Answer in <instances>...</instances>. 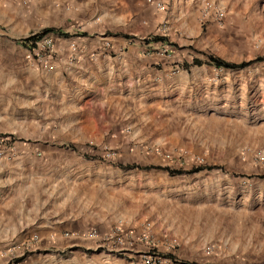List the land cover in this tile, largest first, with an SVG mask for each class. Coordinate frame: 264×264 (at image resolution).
I'll return each instance as SVG.
<instances>
[{
    "label": "rangeland",
    "instance_id": "obj_1",
    "mask_svg": "<svg viewBox=\"0 0 264 264\" xmlns=\"http://www.w3.org/2000/svg\"><path fill=\"white\" fill-rule=\"evenodd\" d=\"M216 2L187 38L137 32L116 0H0V264H264V61L192 65L264 57V0ZM48 27L73 36L20 44ZM131 46L151 68L124 112L58 96L63 65ZM160 151L185 173L143 169ZM68 166L98 209H22Z\"/></svg>",
    "mask_w": 264,
    "mask_h": 264
},
{
    "label": "crops",
    "instance_id": "obj_2",
    "mask_svg": "<svg viewBox=\"0 0 264 264\" xmlns=\"http://www.w3.org/2000/svg\"><path fill=\"white\" fill-rule=\"evenodd\" d=\"M72 1L93 5L98 0ZM216 1L162 0L166 5V11L159 10L155 5L149 4L145 0H116V3L124 8L125 19L132 14L138 16L136 20L141 22V27L137 31L139 33L155 31L166 36L193 38L202 32L200 19L205 7L214 6ZM94 51L95 49L87 51L84 60L79 56L81 62L63 65L62 70L56 76L62 83L58 88V96L66 97V94L74 93L76 97L82 98L81 101L93 100L96 105L101 103L100 105L108 108L111 106L109 103H115L112 115L119 114L117 111L120 110L124 112L125 109L118 103L126 102V99H128L127 102H130V99L133 100L136 95L133 85L136 84V80L138 84H145L147 79H142V77H149L151 63L142 52L141 47H128L126 51L118 55V61H112L114 59L108 57L102 58L101 55L94 59L92 58ZM67 77H69V83L66 82ZM158 77L159 75H155L154 80H157ZM159 78L161 79V77ZM104 134H108V131L105 133L102 130L94 132L91 137L97 140L102 137L101 140H103ZM64 144L70 146L69 143ZM92 146L90 143V147ZM159 146L161 147V145ZM75 148L73 147L74 150ZM162 151L164 150L162 149ZM152 155V160L155 162L153 165H161L167 160L161 151ZM145 158L141 154L139 157H135V159L141 160ZM68 171L71 172V166L59 168L58 176L52 180V184H43L41 190L34 193L35 202H32L34 204L27 207L23 205L22 209H98L94 204L84 200L76 204L77 179L74 177L73 171L67 175ZM27 181H29L28 177L24 183L26 184ZM89 185L95 188L93 185Z\"/></svg>",
    "mask_w": 264,
    "mask_h": 264
},
{
    "label": "trees",
    "instance_id": "obj_3",
    "mask_svg": "<svg viewBox=\"0 0 264 264\" xmlns=\"http://www.w3.org/2000/svg\"><path fill=\"white\" fill-rule=\"evenodd\" d=\"M50 33L58 34L59 36L64 37V38H70L73 36V34H71L68 31L63 30L62 28L48 27L39 33L30 35L28 37L21 39L20 44L22 46H24L25 48H27L31 51H34L35 49L38 48V41H40L44 36H46L47 34H50ZM79 35H87V33L83 32L82 34H79ZM152 40L155 42H160V41L165 42V41H167V37L156 36ZM255 61H264V57H259L258 59L254 60V61L251 60V61L242 62V63H235V62L226 61V60H224L220 57H217V56H210L209 60L206 62H203L201 59L195 58L192 65L193 66H200L204 63H209L211 65L216 66L217 68L236 69V68H245V67L251 65ZM187 67L189 68L190 66H187ZM134 167H139V165H136V166L135 165H133V166L129 165L126 168H134ZM142 168L146 169V170L152 169V168H157V169H161V170H166L170 174H183V173H185V171L183 169H171L168 166H161V165H145ZM202 168L203 167H197V168H195L189 172L199 171ZM193 264H196V263H193Z\"/></svg>",
    "mask_w": 264,
    "mask_h": 264
},
{
    "label": "built area",
    "instance_id": "obj_4",
    "mask_svg": "<svg viewBox=\"0 0 264 264\" xmlns=\"http://www.w3.org/2000/svg\"><path fill=\"white\" fill-rule=\"evenodd\" d=\"M147 3L155 5L159 10L161 11H166V5L162 2V0H145ZM213 6V5H211ZM217 16L220 17L219 19H222L224 15V10L221 9L220 7L216 6V11ZM39 43V41H38ZM259 157L264 160V154H260ZM157 258V257H156ZM157 259H154L152 256H148L145 259V264H156Z\"/></svg>",
    "mask_w": 264,
    "mask_h": 264
}]
</instances>
